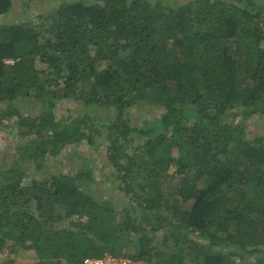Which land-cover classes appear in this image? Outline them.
Listing matches in <instances>:
<instances>
[{
	"label": "trees",
	"instance_id": "16d2710c",
	"mask_svg": "<svg viewBox=\"0 0 264 264\" xmlns=\"http://www.w3.org/2000/svg\"><path fill=\"white\" fill-rule=\"evenodd\" d=\"M162 3L61 0L36 25L0 23V118L15 117L20 142L0 166V253L264 264V141L243 122L264 116V5ZM11 6L0 0V18ZM63 100L113 120L61 115ZM140 106L160 113L133 126L128 111ZM233 109L238 124L225 122ZM101 131L116 201L97 195L89 168L50 174L37 162Z\"/></svg>",
	"mask_w": 264,
	"mask_h": 264
},
{
	"label": "rangeland",
	"instance_id": "374dc122",
	"mask_svg": "<svg viewBox=\"0 0 264 264\" xmlns=\"http://www.w3.org/2000/svg\"><path fill=\"white\" fill-rule=\"evenodd\" d=\"M12 2L11 9L8 14L0 18V23H14L16 21L29 22L31 25H36L38 19L36 15L49 13L51 9L60 4L61 0H10ZM71 1V0H65ZM190 0H162L163 5L177 6L182 5ZM259 5H264V0H253ZM20 21V22H21ZM38 67L42 65L38 64ZM62 105L60 114L68 115L69 117H80L88 115L95 119L96 123H105L108 120H113V114L107 110L96 109L95 107H82L72 100H63L57 106ZM5 105L0 104V110H4ZM19 112L26 115H36L38 106L23 105L20 106ZM241 109H233L226 116V121L229 124H238L242 121ZM159 111L153 107L140 106L134 107L128 111L129 121L133 126H141L144 121H151L159 115ZM15 117L1 120L0 118V166L7 168V165L12 160L18 158L16 154V147L20 144L16 140V129L9 127V123L15 124ZM244 125L247 130L254 135L261 137L264 141V116L255 115L247 118ZM98 128V126H96ZM100 131V130H99ZM101 135V136H100ZM99 137L89 144L86 141L66 145L64 148L59 149L58 155L47 160H38V163L47 169L50 174L68 173L72 174L81 168H89L92 171L94 179V189L97 195L103 199L113 198L119 200L122 196L117 190V186L110 174L108 167L105 149L106 142L103 140V131L100 132ZM28 169L33 171V163H29ZM67 227V223L63 225ZM9 246V245H8ZM105 256V255H104ZM239 256V255H238ZM127 259V258H123ZM237 263H241L239 257L235 258ZM140 262V261H137ZM0 263L3 264H36L37 259L34 251L30 249H23L18 246L11 252V249L6 248L0 253ZM142 263V261H141ZM144 263V262H143ZM65 264V263H63Z\"/></svg>",
	"mask_w": 264,
	"mask_h": 264
},
{
	"label": "built area",
	"instance_id": "2783aa9c",
	"mask_svg": "<svg viewBox=\"0 0 264 264\" xmlns=\"http://www.w3.org/2000/svg\"><path fill=\"white\" fill-rule=\"evenodd\" d=\"M84 264H145L137 262V261H130L129 259H123V258H115L110 255H106L101 259H94L89 258L84 260Z\"/></svg>",
	"mask_w": 264,
	"mask_h": 264
}]
</instances>
